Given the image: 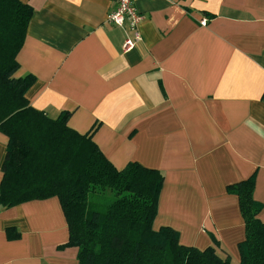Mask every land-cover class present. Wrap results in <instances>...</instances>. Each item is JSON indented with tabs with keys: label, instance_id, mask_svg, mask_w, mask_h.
Wrapping results in <instances>:
<instances>
[{
	"label": "crops",
	"instance_id": "obj_1",
	"mask_svg": "<svg viewBox=\"0 0 264 264\" xmlns=\"http://www.w3.org/2000/svg\"><path fill=\"white\" fill-rule=\"evenodd\" d=\"M21 2L33 11L16 77L35 78L30 106L71 113L68 126L117 170L159 171L153 229L240 264L245 221L230 185L255 176L264 222V0H135L143 40L129 52L107 23L111 0ZM8 141L0 132V184ZM68 241L57 197L0 206V264H79Z\"/></svg>",
	"mask_w": 264,
	"mask_h": 264
},
{
	"label": "trees",
	"instance_id": "obj_2",
	"mask_svg": "<svg viewBox=\"0 0 264 264\" xmlns=\"http://www.w3.org/2000/svg\"><path fill=\"white\" fill-rule=\"evenodd\" d=\"M32 11L21 0H0V132L9 140L0 206L57 197L69 228L60 248H78L79 264H233L215 247H186L176 231L153 229L164 182L159 171L138 163L117 170L90 134L68 126L71 113L50 119L30 106L35 78L16 74ZM254 189L255 176L227 189L245 221L240 264H264L263 205ZM8 236L18 238L12 230Z\"/></svg>",
	"mask_w": 264,
	"mask_h": 264
},
{
	"label": "built area",
	"instance_id": "obj_3",
	"mask_svg": "<svg viewBox=\"0 0 264 264\" xmlns=\"http://www.w3.org/2000/svg\"><path fill=\"white\" fill-rule=\"evenodd\" d=\"M115 5L113 11L107 16V23L123 28L127 37L124 42V51L129 52L135 49L143 40L139 26L143 16L135 7V0H111ZM172 1V0H167ZM206 20L201 21L206 25Z\"/></svg>",
	"mask_w": 264,
	"mask_h": 264
},
{
	"label": "rangeland",
	"instance_id": "obj_4",
	"mask_svg": "<svg viewBox=\"0 0 264 264\" xmlns=\"http://www.w3.org/2000/svg\"><path fill=\"white\" fill-rule=\"evenodd\" d=\"M107 199V198H106Z\"/></svg>",
	"mask_w": 264,
	"mask_h": 264
}]
</instances>
